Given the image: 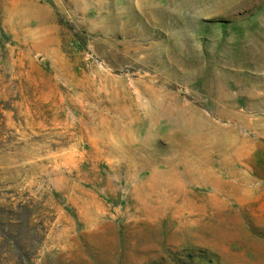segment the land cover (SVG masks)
Returning a JSON list of instances; mask_svg holds the SVG:
<instances>
[{
	"label": "rangeland",
	"instance_id": "1",
	"mask_svg": "<svg viewBox=\"0 0 264 264\" xmlns=\"http://www.w3.org/2000/svg\"><path fill=\"white\" fill-rule=\"evenodd\" d=\"M0 264H264V0H0Z\"/></svg>",
	"mask_w": 264,
	"mask_h": 264
},
{
	"label": "bare ground",
	"instance_id": "2",
	"mask_svg": "<svg viewBox=\"0 0 264 264\" xmlns=\"http://www.w3.org/2000/svg\"><path fill=\"white\" fill-rule=\"evenodd\" d=\"M139 93V92H138Z\"/></svg>",
	"mask_w": 264,
	"mask_h": 264
}]
</instances>
